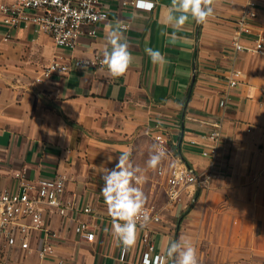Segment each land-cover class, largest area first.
<instances>
[{"label":"crops","instance_id":"1","mask_svg":"<svg viewBox=\"0 0 264 264\" xmlns=\"http://www.w3.org/2000/svg\"><path fill=\"white\" fill-rule=\"evenodd\" d=\"M154 1L148 11L103 0L108 19L97 24L96 36L83 34L75 49L0 21V192L16 188L14 174L24 167L31 179L67 174V197L76 209L47 219L60 235L58 255L66 264H141L144 229L139 228L135 245L122 259L97 167L112 168L119 155L129 152L133 167L147 176L142 184H157L152 181L156 170L147 169L146 161L161 124L168 140L161 164L171 166L180 156L203 170L208 160L201 150L210 144L211 122L221 119L222 176L210 188L198 189L194 202L186 196L162 211V221L151 225L157 250L166 253L170 242L184 237L196 248L199 264L200 239L220 233L233 238L230 247L236 250L227 264H264V55L236 53L231 45V18L245 0H220L207 23L190 19L179 31L165 24L171 0ZM117 21L130 25L121 28L133 58L125 75L113 78L105 68H82L36 82L55 56L103 55L109 26ZM255 24L264 31L263 7ZM7 31L11 38L6 41ZM146 48L161 52L166 63H153ZM234 68L243 75L231 87L227 76ZM141 189L150 203L153 188ZM89 204L92 212H83ZM81 220L93 225V242L75 233ZM45 236V230L32 232L29 250L5 246L0 237V264H57L39 258ZM168 264H173L170 258Z\"/></svg>","mask_w":264,"mask_h":264},{"label":"built area","instance_id":"2","mask_svg":"<svg viewBox=\"0 0 264 264\" xmlns=\"http://www.w3.org/2000/svg\"><path fill=\"white\" fill-rule=\"evenodd\" d=\"M121 7H133L141 10H152L154 0H113ZM103 0H0V21L8 28L33 29L37 33L49 35L54 44L61 48L75 49L83 34L96 36L97 24L108 19L109 13ZM264 8L258 0H245L240 13L231 18L234 25L232 48L236 53L250 52L264 55V31L256 24L259 10ZM128 23H122V29H128ZM11 38L7 31L4 39ZM103 55L91 57H53L44 65L36 76V82H44L55 74H67L75 69L106 68L102 64ZM242 70L234 68L227 76L231 87H236ZM212 130L208 134L210 144L201 150V155L208 160L203 170H197L182 157L176 156L171 166L160 164L156 169L157 176L165 184L167 202L159 206L155 202L146 204L149 221L142 227L141 264H168L166 253L157 250V239L151 225L162 221V211L173 209L182 203L186 196L195 201L198 189H208L213 181L222 176L219 167V143L223 135V120L211 122ZM154 137L157 146L165 149L168 144L161 124ZM251 130V129H249ZM1 161V156H0ZM16 188L0 192V237L5 246H20L23 250L30 248L32 232L46 231V236L38 249L41 261L55 259L57 264H66V259L58 255L56 240L60 237L47 223L53 215L67 216L70 210L76 209V202L67 197L69 177L65 173L31 179L26 167L15 172ZM92 212V206L82 209ZM82 239L93 242L96 232L93 225L85 220L79 221L74 228ZM127 249L123 248L121 258L125 259Z\"/></svg>","mask_w":264,"mask_h":264},{"label":"clouds","instance_id":"3","mask_svg":"<svg viewBox=\"0 0 264 264\" xmlns=\"http://www.w3.org/2000/svg\"><path fill=\"white\" fill-rule=\"evenodd\" d=\"M219 3L220 0H171L167 7L165 24L177 31L190 19L196 24H205L215 15ZM109 29L108 46L104 50L102 64L106 66L111 77L118 78L126 74L133 58L121 30V22L117 21L114 26L110 25ZM176 39L174 31L171 40L175 43ZM145 52L153 63H166L165 57L158 50L146 48ZM129 157L130 153L124 152L118 156L114 167L108 168L103 164L97 167L104 181L100 194L112 218V235L124 249H130L135 245L139 228L144 227L150 219L146 208L147 197L139 187L147 181V176L142 174L141 168L133 167ZM164 158V149L152 145L146 161L147 169L156 170ZM108 159L112 160L110 157ZM166 257L170 258L173 264H198L196 248L184 237L170 242L166 249Z\"/></svg>","mask_w":264,"mask_h":264},{"label":"rangeland","instance_id":"4","mask_svg":"<svg viewBox=\"0 0 264 264\" xmlns=\"http://www.w3.org/2000/svg\"><path fill=\"white\" fill-rule=\"evenodd\" d=\"M153 182L157 184H141L139 187H152L153 191H150V203L155 202L159 206H164L167 202V195L165 192V184L161 178H159L156 175V178L152 180ZM148 195V193L146 194ZM149 199L147 198V201ZM167 209H165V212ZM170 215V214H169ZM177 221V219H175ZM219 235H207L202 237L200 240V251L202 253V257H200L199 264H227L228 263V257L229 254L231 255V252L236 251L234 248L230 247V244L232 242L233 238L226 237V236H220ZM234 244V242H233ZM236 247V244H234ZM240 255H243V252ZM243 260H245L244 257H242Z\"/></svg>","mask_w":264,"mask_h":264},{"label":"trees","instance_id":"5","mask_svg":"<svg viewBox=\"0 0 264 264\" xmlns=\"http://www.w3.org/2000/svg\"><path fill=\"white\" fill-rule=\"evenodd\" d=\"M199 196V192H197V194H196V197H198Z\"/></svg>","mask_w":264,"mask_h":264}]
</instances>
